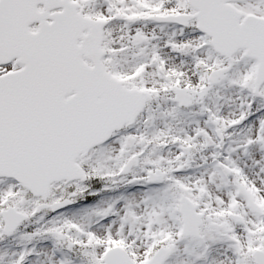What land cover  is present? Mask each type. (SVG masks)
<instances>
[{
    "label": "snow or ice",
    "instance_id": "6c2138e0",
    "mask_svg": "<svg viewBox=\"0 0 264 264\" xmlns=\"http://www.w3.org/2000/svg\"><path fill=\"white\" fill-rule=\"evenodd\" d=\"M0 264H264V0H0Z\"/></svg>",
    "mask_w": 264,
    "mask_h": 264
}]
</instances>
